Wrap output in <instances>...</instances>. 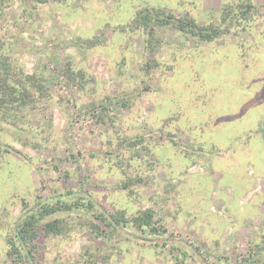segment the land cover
Segmentation results:
<instances>
[{"label":"rangeland","instance_id":"374dc122","mask_svg":"<svg viewBox=\"0 0 264 264\" xmlns=\"http://www.w3.org/2000/svg\"><path fill=\"white\" fill-rule=\"evenodd\" d=\"M243 1L0 0V53L47 91L0 128V264H264V0L221 18ZM147 6L231 30H121Z\"/></svg>","mask_w":264,"mask_h":264},{"label":"trees","instance_id":"16d2710c","mask_svg":"<svg viewBox=\"0 0 264 264\" xmlns=\"http://www.w3.org/2000/svg\"><path fill=\"white\" fill-rule=\"evenodd\" d=\"M36 1L38 3H45L51 0ZM235 7H237L235 3L224 5L221 17L223 21L222 23L230 22L234 18L236 19L237 24L249 22V20L255 17L254 14L259 12V8L254 5L252 0H245L238 4V8ZM134 17L135 23H127L121 27V30L125 31L132 30L136 27H142L143 29L145 28L148 30V33L153 36L156 27L168 25L190 35H198L201 40L205 41H212L224 32H230L231 30V27L229 26L222 30V28L215 26V23L201 25L194 17H189L187 15L178 17L175 13L167 11L164 8H153L147 6L137 11ZM245 26L246 24L244 27ZM88 43L89 45H96L93 39L89 40ZM148 65L151 64L149 63ZM70 73L74 72L70 67H68L65 71V75H68L70 78ZM76 75L77 80L84 78V73L82 74L81 70ZM45 82L46 77L43 73L36 71L26 72L22 65L14 64L8 55L0 53V128H2V126L9 121L17 123V119L20 118L18 114L22 116L19 112L20 108H30L34 106L33 103H36L47 93V91L44 90ZM6 152H8V150H6ZM78 203V201H73L72 203L67 204L66 207L71 209V206L77 207V205H79ZM46 205L43 206L42 210L40 209L37 212H32L23 220L22 226H20L19 231L16 232L15 235L17 241L15 238L10 239L11 241L9 242V245L11 247L13 246L16 248L18 246V242L24 246V243L27 242L28 238H34L35 234L33 233L37 231L39 228V222H41L42 218H44L47 213H53L61 210L60 206ZM153 216L154 212L152 210H146L143 214L133 218V222L137 226L141 227L150 226L152 232H158V228L151 225ZM123 221H125V219L122 220V218H120L118 222ZM41 226L46 233H49L52 231L53 227L56 226V221H48ZM9 253L12 254V250L9 251Z\"/></svg>","mask_w":264,"mask_h":264}]
</instances>
